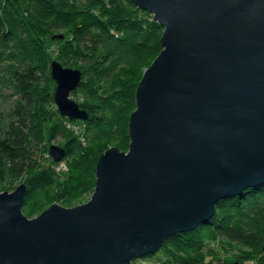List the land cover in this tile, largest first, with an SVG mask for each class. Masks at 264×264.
Instances as JSON below:
<instances>
[{
	"label": "water",
	"instance_id": "water-1",
	"mask_svg": "<svg viewBox=\"0 0 264 264\" xmlns=\"http://www.w3.org/2000/svg\"><path fill=\"white\" fill-rule=\"evenodd\" d=\"M131 2L163 33L136 89L129 149L99 157L85 203L29 218L26 183L1 192L0 264H134L264 185V0ZM51 77L60 114L86 121L71 97L83 71L53 59ZM49 154L59 163L66 149Z\"/></svg>",
	"mask_w": 264,
	"mask_h": 264
},
{
	"label": "trees",
	"instance_id": "trees-1",
	"mask_svg": "<svg viewBox=\"0 0 264 264\" xmlns=\"http://www.w3.org/2000/svg\"><path fill=\"white\" fill-rule=\"evenodd\" d=\"M162 33L153 15L131 0H0V68L6 69L15 96L9 123L0 126V180L37 171L27 179L24 212L33 214L49 203L58 185L55 168L31 167L33 141H42L46 132L51 137L69 135L68 124L79 121L57 109L53 57L83 71L74 92L84 90L86 95L79 104L90 114L82 121L88 140L96 143L117 133L130 141L128 124L136 109V89L144 68L162 50ZM59 34L64 38H57ZM51 39L60 44L50 45ZM78 141L75 136L65 147L66 157L73 159L67 202L95 188V169L102 155L96 159L95 152L83 150ZM217 238L241 249L238 264L254 260L264 264V185L221 200L208 223L170 237L160 251L134 264H228L230 252L214 242L205 251L206 241ZM156 256L157 261H147Z\"/></svg>",
	"mask_w": 264,
	"mask_h": 264
},
{
	"label": "rangeland",
	"instance_id": "rangeland-1",
	"mask_svg": "<svg viewBox=\"0 0 264 264\" xmlns=\"http://www.w3.org/2000/svg\"><path fill=\"white\" fill-rule=\"evenodd\" d=\"M52 40V39H51ZM49 40V44H60L59 41H51ZM3 49L0 45V50ZM56 59V57H53ZM60 61V60H59ZM61 62V61H60ZM151 64V62L149 63ZM82 66V65H81ZM68 67H73V68H79L78 66H68ZM148 67V65L144 68L143 73L145 69ZM6 69L4 67L0 68V78H2L4 81L0 83V126H7L10 120L11 116V111L14 105V100L15 96L13 93V89L9 87L10 85L6 81L8 78V75L5 71ZM92 86V85H91ZM98 87V86H96ZM99 93L101 90L98 91ZM71 97L77 101L78 103H84L86 100V95L84 90L79 91L77 90L76 92H73L71 94ZM75 121V120H74ZM68 131L69 135H58L57 137H51L49 132L45 133V138L42 141L36 142L35 140L33 141L30 149V162H31V167L36 166L39 164L40 166L43 167H49L52 166L53 168L56 169V173L58 174L59 177H57V186H54L53 189V194L55 197H52V200L44 205L41 209L36 211L33 214L25 213L29 218H33L38 216L41 212H43L45 209H47L51 204L53 203H58L60 205H63L65 207H73L82 203L87 202L93 192L94 189H88L82 193V195L78 198H72L70 202H67L70 198L67 196L68 194L66 193L67 190L66 188L69 186L70 183V163L73 161L72 157H65L62 161L64 162V165L60 162L56 163L52 160V157L49 154V147L52 144L58 145L60 147H66V143L69 141H72L73 137H77L79 139V144L78 146L81 145L83 150L87 151H93L95 152L96 159L103 154L107 149H109L112 146H117L123 151H127L129 149V143L130 141L125 139L121 134H115L112 137L104 140H100L96 143H91L90 140H88V137H90V134L86 133L85 131V124L81 120L74 122L73 124H68ZM74 144V142H72ZM77 144V143H76ZM61 161V162H62ZM30 173V174H29ZM37 171L33 168L30 169L25 175L21 177H6L2 180H0V193L4 191H13L16 189L18 185L21 183H26L27 184V179L31 176V174H35ZM55 184V185H56ZM53 195V196H54ZM68 198V199H67ZM212 242H214V245H216L218 248H222L226 252H230L231 256H229L228 259V264L231 263H236L238 264L237 260L239 258L241 249L238 248L237 246L230 244L229 242L223 240L222 238H217V240H207L206 241V249H209L210 246H212ZM228 254V255H230ZM207 260L211 258L209 254H207ZM158 256H162V253H160ZM158 256L154 258H150L147 261L149 262H155L158 259ZM215 257V256H214ZM213 259V256H212ZM243 264V263H241ZM244 264H258L256 260H254L252 263L251 262H246Z\"/></svg>",
	"mask_w": 264,
	"mask_h": 264
},
{
	"label": "built area",
	"instance_id": "built-area-1",
	"mask_svg": "<svg viewBox=\"0 0 264 264\" xmlns=\"http://www.w3.org/2000/svg\"><path fill=\"white\" fill-rule=\"evenodd\" d=\"M61 163L64 165V162H63V161H62V162H60V164H61Z\"/></svg>",
	"mask_w": 264,
	"mask_h": 264
}]
</instances>
